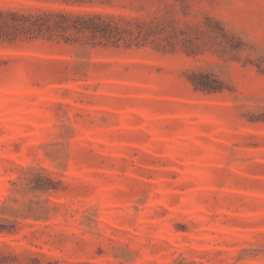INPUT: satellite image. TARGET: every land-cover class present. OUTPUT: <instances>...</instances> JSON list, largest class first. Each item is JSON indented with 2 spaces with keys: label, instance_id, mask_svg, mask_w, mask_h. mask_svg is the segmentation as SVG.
Segmentation results:
<instances>
[{
  "label": "rangeland",
  "instance_id": "1",
  "mask_svg": "<svg viewBox=\"0 0 264 264\" xmlns=\"http://www.w3.org/2000/svg\"><path fill=\"white\" fill-rule=\"evenodd\" d=\"M0 12V264H264V0Z\"/></svg>",
  "mask_w": 264,
  "mask_h": 264
},
{
  "label": "trees",
  "instance_id": "2",
  "mask_svg": "<svg viewBox=\"0 0 264 264\" xmlns=\"http://www.w3.org/2000/svg\"><path fill=\"white\" fill-rule=\"evenodd\" d=\"M43 16H60L64 17L61 13L55 12H43ZM40 16V15H39ZM35 15H25L19 12H0V41L5 37H10L13 35H28L32 33H42L44 29L49 30L51 27L45 23H41ZM43 17H41V21ZM93 18H100V16H94ZM12 20V21H9ZM28 23H30L28 25ZM202 89L207 87L204 84H201Z\"/></svg>",
  "mask_w": 264,
  "mask_h": 264
}]
</instances>
